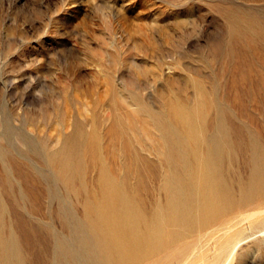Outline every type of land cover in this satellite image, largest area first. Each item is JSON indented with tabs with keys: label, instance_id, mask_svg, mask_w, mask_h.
<instances>
[{
	"label": "rangeland",
	"instance_id": "rangeland-1",
	"mask_svg": "<svg viewBox=\"0 0 264 264\" xmlns=\"http://www.w3.org/2000/svg\"><path fill=\"white\" fill-rule=\"evenodd\" d=\"M0 264H264V0H0Z\"/></svg>",
	"mask_w": 264,
	"mask_h": 264
},
{
	"label": "bare ground",
	"instance_id": "bare-ground-1",
	"mask_svg": "<svg viewBox=\"0 0 264 264\" xmlns=\"http://www.w3.org/2000/svg\"><path fill=\"white\" fill-rule=\"evenodd\" d=\"M208 105V104H207ZM157 150V149H156ZM176 150V149H175ZM191 150V149H190ZM176 152V151H175ZM176 154V153H175ZM171 156V155H170ZM193 156V155H192ZM179 158V157H178ZM180 160V159H179ZM181 163H182V161H181ZM180 168V167H179ZM181 169V168H180ZM258 181V180H257ZM259 182V181H258ZM257 182V183H258ZM260 183V182H259ZM260 185H261V183H260ZM224 189H225V187H224ZM259 189V188H258ZM224 204V203H223ZM165 223V222H164ZM155 231V230H154ZM157 232V231H156ZM178 234V233H177ZM169 239V238H168ZM160 242V241H159ZM154 246H155V244H154ZM158 249V248H157Z\"/></svg>",
	"mask_w": 264,
	"mask_h": 264
}]
</instances>
